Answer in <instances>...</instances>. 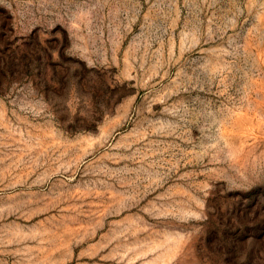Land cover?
Masks as SVG:
<instances>
[{
	"label": "rangeland",
	"instance_id": "rangeland-1",
	"mask_svg": "<svg viewBox=\"0 0 264 264\" xmlns=\"http://www.w3.org/2000/svg\"><path fill=\"white\" fill-rule=\"evenodd\" d=\"M0 264H264V0H0Z\"/></svg>",
	"mask_w": 264,
	"mask_h": 264
}]
</instances>
